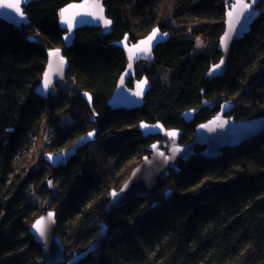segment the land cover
I'll list each match as a JSON object with an SVG mask.
<instances>
[{"label":"trees","instance_id":"obj_1","mask_svg":"<svg viewBox=\"0 0 264 264\" xmlns=\"http://www.w3.org/2000/svg\"><path fill=\"white\" fill-rule=\"evenodd\" d=\"M81 1L32 2L26 7L30 24L22 28L0 20V264L46 261L28 232L42 212L34 192L57 211L67 258L93 243L107 218L110 192L124 184L137 165L131 162L142 159L158 139H144L140 122L183 129L186 143L227 101L235 102L231 116L236 120L264 116V0L251 33L237 44L227 75L212 82L208 73L221 57L218 42L231 0H104L113 33L77 31L66 54L69 90L39 98L34 89L45 71L47 50L64 46L60 10ZM155 27L171 38L156 49L152 63L138 65L137 77L146 75L152 82L145 106L112 111L108 101L127 59L110 44L126 36L135 43ZM188 28L211 46L208 52L195 51L198 40L185 35ZM83 92L91 94V106ZM190 109L199 111L186 124L181 115ZM97 127L98 139L66 167L52 170L39 149L28 156L29 134L41 138V132H51L53 142L43 149L54 151ZM24 146V158L32 160L20 166L16 157ZM49 174L56 184L52 192L45 180ZM169 189L173 194L165 201ZM159 194L162 203L154 210L140 199L120 209L108 223L105 244L80 264H264V135L226 149L217 160L194 157L182 163L178 174L171 171L161 182Z\"/></svg>","mask_w":264,"mask_h":264},{"label":"water","instance_id":"obj_2","mask_svg":"<svg viewBox=\"0 0 264 264\" xmlns=\"http://www.w3.org/2000/svg\"><path fill=\"white\" fill-rule=\"evenodd\" d=\"M35 1L40 0H20L19 5H15L14 0H0V20L16 28L28 26L30 20L26 14V7ZM261 1L231 0L227 5L225 29L218 42L221 57L209 70L210 82L227 75L237 44L251 33L252 27L261 14L258 9ZM60 20L62 29L66 32L63 36L64 46L47 50L46 68L41 81L34 89L35 95L45 100L49 98L51 89L56 84L66 80L70 68L66 54L75 43L77 31L84 28H95L102 30L104 36L113 33L114 23L107 16L104 0H83L70 3L60 10ZM154 32H156L155 36H153ZM170 38V33L155 27L147 36L135 43L130 42L129 37L126 36L123 40L110 44L121 48L127 59V67L121 74L116 89L108 101V106L112 111H135L145 106V99L151 90L152 82L146 75L137 77V66L139 63H152L155 60L156 49L166 44ZM30 39L35 40L33 37ZM130 81L133 82L132 88L129 87ZM82 96L91 106V94L83 92ZM207 104L204 101V105ZM234 108L233 101L223 103L214 116L196 127L193 139L186 143L182 142L184 135L182 129L167 128L160 121L140 122L138 130L144 139H159L150 145L149 154L134 168L122 187L110 192L107 218L101 224L95 240L87 250L82 253L74 252L73 259L70 262L66 261V248L58 235L56 212L52 211L49 205L44 206L42 215L28 228L29 234L42 246L46 255L45 264H79L85 261L89 255L97 252L105 244L109 236L110 219L129 202L136 199L147 200L151 202L150 210L161 205L160 184L170 176L171 171L178 174L182 163L186 164L194 157L208 160L218 159L223 156L224 150L239 148L264 134V116L236 120L231 116ZM198 111V109L186 110L181 117L186 124H191ZM100 119L99 116L95 117L98 125ZM99 134V128L90 131L75 141L70 148L58 153L45 154L44 158L54 171L66 167L76 157L78 151L95 142ZM47 184L52 191L54 189L53 175L47 178ZM172 194V189L167 190L164 200H170Z\"/></svg>","mask_w":264,"mask_h":264},{"label":"rangeland","instance_id":"obj_3","mask_svg":"<svg viewBox=\"0 0 264 264\" xmlns=\"http://www.w3.org/2000/svg\"><path fill=\"white\" fill-rule=\"evenodd\" d=\"M175 26L176 27H179L178 26V24L176 23L175 24ZM187 28V27H186ZM185 35H188L190 38H192V39H194V38H196V40H198L197 41V43H196V52H203V53H206V52H208L209 50H210V48H211V46L207 43V42H203V38L201 37V36H199V35H194V33H193V30L191 29V28H188V30L186 31V34ZM196 36V37H195ZM65 82H66V80L64 81V82H62L61 84V86H59V87H56V86H54L52 89H51V93L53 94V97L54 98H57V97H59L60 96V94H61V92L63 91V90H65V88L67 89V91L69 90V88H70V85H71V83L68 81V83H67V85L65 84ZM62 87H64L63 89H62ZM233 102H234V100H233ZM235 103V102H234ZM235 109V108H234ZM234 111V110H233ZM97 129H98V127H97ZM196 129V128H195ZM30 135V138H31V145H30V148L28 149V151H27V148H26V146H24V147H22L21 148V150L18 152V155H17V157H16V159L17 160H19L20 162L18 163L20 166H22L23 164H25V165H27V163L28 162H30L31 163V160L32 159H27V157H26V159L24 158V155H25V153L27 154V152H28V156H32V155H34L33 153L35 152V150L37 149H39L38 151H39V153H42V151H43V153L42 154H48V153H58V152H60V151H62V150H65V149H67V148H70L74 143H72V144H67V145H62V146H60L58 149H56V150H54V151H52V150H48V149H43V144H45V143H47V144H51L52 142H53V138H54V135L51 133V132H45V131H43V132H41V138H39V135L38 136H36V135H32V134H29ZM184 135H185V131H184ZM183 135V136H184ZM194 135H195V133H194ZM99 136H100V134H99ZM194 137V136H193ZM193 137H192V139H193ZM159 139V138H158ZM157 139V140H158ZM191 139V140H192ZM190 140V141H191ZM154 141H156V140H154ZM48 142H50V143H48ZM152 144V143H151ZM150 144V145H151ZM246 144V143H245ZM27 151V152H26ZM225 151V150H224ZM149 153H147L146 155H148ZM145 155V156H146ZM35 156V155H34ZM38 156V154L36 155V157ZM145 156H143L142 157V159L145 157ZM142 159H140V160H134V158L132 159V160H134V161H132L131 163L133 164V163H137V165L135 166V168L142 162ZM24 160H26V162H24ZM33 164V163H32ZM132 164H131V166H132ZM50 166V165H49ZM51 167V166H50ZM123 168V167H122ZM52 169V168H51ZM134 170V169H133ZM132 170V171H133ZM124 172V171H123ZM132 173V172H131ZM131 173H130V175H131ZM50 175H53V174H49L48 176H46L45 177V180H46V182H47V178L50 176ZM130 177V176H129ZM129 177H128V179H129ZM127 179V180H128ZM126 180V181H127ZM125 181V182H126ZM124 182V183H125ZM123 185V184H122ZM55 186H56V184H55V181H54V188H55ZM37 187V186H36ZM35 186H33L32 185V189H34V188H36ZM122 187V186H121ZM120 187V188H121ZM119 188V189H120ZM33 197H34V199L36 200V202L35 203H37L40 207H42V211H43V209H44V206H46V205H49V203H47V202H44V197H43V195H38V194H36V192H34V194H33ZM52 198L54 199L55 198V195H52ZM51 205V204H50ZM50 205H49V207H50ZM51 208L53 209V206H51ZM60 237V236H59Z\"/></svg>","mask_w":264,"mask_h":264},{"label":"bare ground","instance_id":"obj_4","mask_svg":"<svg viewBox=\"0 0 264 264\" xmlns=\"http://www.w3.org/2000/svg\"><path fill=\"white\" fill-rule=\"evenodd\" d=\"M158 122H159V121H158ZM182 130H183V129H182ZM263 135H264V134H263ZM261 136H262V135H261ZM259 137H260V136H259ZM92 143H93V142H92ZM152 143H154V141H153ZM90 144H91V143H90ZM149 147H150V146H149ZM149 147H148V148H149ZM147 152H148V149H147ZM219 158H220V157H219ZM219 158H218V159H219ZM206 160H208V159H206ZM214 160H217V159H214ZM45 161H46V160H45ZM211 161H212V160H211ZM48 164H49V163H48ZM46 183H47V182H46ZM47 185H48V184H47ZM49 190H50V189H49ZM53 190H54V189H53ZM53 190H52V191H53ZM50 191H51V190H50ZM52 191H51V192H52ZM53 195H55V197H57V193H56V192L53 193ZM58 197H59V196H58ZM49 205H50V204H49ZM108 205H109V204H108ZM107 207H108V206H107ZM50 209H51L52 211L56 212V217H57V220H58V213H57V211H56L55 209H52V208H51V205H50ZM43 210H44V209H43ZM106 211H107V208H106ZM42 213H43V211L40 213V216L42 215ZM107 214H108V213H107ZM40 216H39V217H40ZM39 217H38V218H39ZM38 218H37V219H38ZM37 219H36V220H37ZM36 220H35V221H36ZM109 234H110V229H109ZM62 242H63V240H62ZM63 245L65 246V243H64V242H63ZM91 245H92V243H91V244H90L85 250H87ZM65 248H66V247H65ZM78 253H82V252H78ZM94 253H96V252H94ZM94 253H92V254H94ZM65 255H66V261H67V262H70V261L73 259L74 253L71 255L70 258H67V251L65 252ZM89 256H90V255H89ZM87 258H88V257H87ZM83 262H84V261H83ZM45 263H46V261H45L43 264H45ZM81 263H82V262H81ZM79 264H80V263H79ZM85 264H89V263H85Z\"/></svg>","mask_w":264,"mask_h":264},{"label":"snow or ice","instance_id":"obj_5","mask_svg":"<svg viewBox=\"0 0 264 264\" xmlns=\"http://www.w3.org/2000/svg\"><path fill=\"white\" fill-rule=\"evenodd\" d=\"M14 2H15V5H19L20 0H14ZM17 10H18V9H17ZM155 35H156V32L153 33V36H155Z\"/></svg>","mask_w":264,"mask_h":264},{"label":"flooded vegetation","instance_id":"obj_6","mask_svg":"<svg viewBox=\"0 0 264 264\" xmlns=\"http://www.w3.org/2000/svg\"><path fill=\"white\" fill-rule=\"evenodd\" d=\"M139 64H143V63H139ZM139 64H138V65H139ZM137 68H138V66H137ZM136 73H137V71H136Z\"/></svg>","mask_w":264,"mask_h":264},{"label":"built area","instance_id":"obj_7","mask_svg":"<svg viewBox=\"0 0 264 264\" xmlns=\"http://www.w3.org/2000/svg\"><path fill=\"white\" fill-rule=\"evenodd\" d=\"M193 38V37H192Z\"/></svg>","mask_w":264,"mask_h":264}]
</instances>
